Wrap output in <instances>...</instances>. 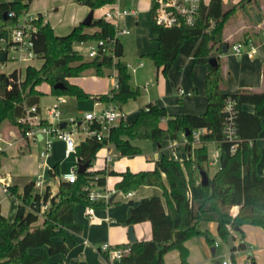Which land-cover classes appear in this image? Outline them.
<instances>
[{
    "label": "trees",
    "instance_id": "trees-1",
    "mask_svg": "<svg viewBox=\"0 0 264 264\" xmlns=\"http://www.w3.org/2000/svg\"><path fill=\"white\" fill-rule=\"evenodd\" d=\"M31 1H0V38L8 37L16 24V18L29 9ZM250 1L253 0H240L237 5H224L222 0H209L207 5H201L198 19L192 27L164 28L151 25L152 33L157 36L158 50L144 57L151 60L156 68H161L162 73L165 74L180 55L192 58L195 65L206 66L205 113L199 116L169 117L164 108L147 104L138 110L131 123L121 120L113 127L107 140L99 142L91 137L80 142L75 150L77 165L86 164L87 169L83 173L76 172L74 183L60 181L53 196L48 188L42 195L35 192L33 181L26 183L21 192H18L17 186H10L9 196L18 201L19 207H25V213L20 218L15 217L12 222L0 215V264H52L49 261L51 256L67 254V235L78 234L82 229L74 222L75 208L78 205L89 206L86 188L90 186L102 189L107 176L116 174L112 170H92L99 149L110 145L120 157H133L141 151L133 144L135 141H174L181 134L186 140V160L167 159L161 155L154 162L153 170L137 173L125 171L120 174L121 180L115 185V190L123 194L136 191L140 186L157 187L162 191L163 201L156 196L142 199L137 206L131 208L125 223L130 226L149 222L151 239L119 246L127 247L129 252L112 262L108 260L106 253H102V263L99 264H166L163 256L171 250L179 253L178 264H188L185 241L202 236L209 245L213 244L209 232L198 229L201 222L214 223L217 236L225 243L228 236L235 240L234 229H238V245L231 250L230 259L231 264H237L234 252L245 250L244 235L240 228L251 225L264 231V167L262 176L256 172L261 159L256 140L263 129L264 71L262 90L240 89L233 94H221L225 77L220 55L224 54V46L229 48L223 31L233 10ZM75 2L91 10H99L112 3V0ZM11 11L15 17L6 16L3 19V15ZM37 27L34 51L38 59L42 60L41 66H27L23 76L17 72L6 75L0 71V128L5 121H10L16 126L17 133L22 132L17 119L22 116L25 107L38 106L42 93L36 88L42 83L50 86V93L54 96L68 95L77 99L90 97L79 86L68 81L87 70H92L97 77H103L107 70L116 72L118 89H112L110 97L108 94L100 95L92 97L94 100L122 106L140 95L138 89L131 87V72L120 58L103 53L85 61L83 55L74 48L80 43L112 38L113 28L103 19L92 21L90 27L96 28L93 33H87V27L79 24L67 35H57L41 17L37 21ZM262 36L261 30L249 29L243 31L239 43L258 46L262 42ZM210 58L216 59V67L209 65ZM57 83H62L65 88L53 89ZM227 99L234 102L237 145L234 153L230 152L232 143L225 141L223 136V108ZM244 105L253 106V113L245 111ZM163 119L166 120L164 128L160 127ZM197 130H205V133L200 135L198 145L196 143L193 146V132ZM210 143H216L219 150L218 169L211 177L207 170V145ZM24 153L25 149L19 151V155ZM52 169V176L57 175L58 167L54 166ZM200 170L205 171L208 177L206 185L200 183ZM47 202L42 224L38 225V213ZM103 206L101 203L93 204L94 208ZM234 208L236 209L232 215ZM43 247L46 250H41L37 255L29 253V249Z\"/></svg>",
    "mask_w": 264,
    "mask_h": 264
},
{
    "label": "crops",
    "instance_id": "crops-1",
    "mask_svg": "<svg viewBox=\"0 0 264 264\" xmlns=\"http://www.w3.org/2000/svg\"><path fill=\"white\" fill-rule=\"evenodd\" d=\"M222 2L224 5H237L240 0H222ZM208 3L209 0H204L205 5H207ZM73 4L76 7L74 9V14L71 16L69 25H65V31L67 29V31L69 32L73 27L79 25L85 19L83 17L90 11L89 8L77 4L75 0L73 1ZM121 4L125 8H139L135 16H128L124 20V24L129 29L130 34L127 36H122L118 39V43H120L122 46L121 57L126 54L127 57L134 59L133 64L131 62H126V64L134 68L135 71L131 73L136 74L139 70L146 68L143 60H148V58L144 56L153 54L158 50L157 36L151 31L152 21L151 13L149 11L150 1L122 0ZM242 5H238V8H235V10H233V13L228 19V22L223 31L224 39L229 43L227 52L220 55L221 69L225 77V85L220 90V93L224 95L233 94L240 89H248L253 91H260L263 89L262 74L264 71V0H253L250 2L242 3ZM31 13L40 14L41 16H43L44 20L48 22L50 27L55 32V28L50 24L49 20L44 16L43 13L39 11ZM95 13L98 14L96 18H99V10H94L93 18H95ZM249 29L261 30L263 33L262 42L258 46H255V51L251 57L247 55V52L249 50L248 46H244L243 44L239 43V39L243 31ZM85 31L87 33H93L96 31V28L89 26ZM68 33L66 32V34L57 35H67ZM122 38H124V40H121ZM235 45H240L242 47L241 54L237 55L232 52V47ZM81 47H83V45ZM82 54L84 55V53ZM139 64L142 65L138 66ZM40 66H38L37 68H39ZM148 72L150 77L148 76L149 78L142 85L143 91L140 90V87L137 86L136 82L132 83V80L130 82L131 87L133 89H138L140 95L136 99H133L132 101L127 103V107L125 104L120 106L122 112L125 114V122L131 123L135 119L138 110L146 107V105L150 103L164 108L169 117L181 115L199 116L205 113L207 108V98L205 96L206 66L195 65L192 58L180 55L176 58L175 62L165 74L162 73L161 68H156L152 65H149ZM86 78L90 79V84L88 85L89 87L84 90L82 86V80ZM115 79L116 72L114 70L105 71V75L103 77H97L92 70H87L81 76L69 78L68 81L71 84L79 86L86 94L90 95V97H95L100 95H107L112 90L111 86L113 85ZM36 89L39 91L38 87ZM49 90H51L50 86ZM180 91H182V93H180ZM92 100L93 108L95 107V110L102 107V105L100 107H96L94 105L95 100L93 98ZM54 101L55 98L52 102H48L42 105L40 98L38 107L42 110L44 107L53 104ZM243 109L250 113H253L254 111V107L250 105H244ZM62 112L64 113L63 109ZM81 114L82 113H79L77 116H80ZM165 123V119L161 120L160 127L164 128ZM261 132L259 133L256 140V145L261 152L260 161H264V138L260 140ZM179 138L182 139L181 145L183 146V149L185 151L184 155L178 159H176V157L165 156L167 159H175L178 161H184L187 159L188 153L184 148L186 144L184 135L181 134ZM174 142L176 143L177 140H174ZM23 143H25V145L21 146V142H19L15 147L9 148V150L15 151L16 155L20 156L19 151L25 149L24 154H26L30 150V143ZM133 144L141 149L142 147L146 146L147 142L146 140L135 141L133 142ZM207 146L209 151L217 148L216 143H210V146L209 144ZM105 147L106 155L103 159V165L95 166L93 163L92 170H104L106 157H112V160L108 166V171L112 170L116 174L114 176H111V178H106L104 187L107 190H113L115 189V185L121 180V173H124L125 171H129L131 173L137 172L130 171L128 170V168L126 170H117L118 168L115 169L114 164L117 162L120 156L112 146L108 145ZM52 148L53 154L51 155L50 152L49 157L45 161L46 166L51 168L54 166L58 167V162L56 160V157H54V155H56V150L61 149L64 157V145L61 141L55 140L53 142ZM171 148H174V145H171ZM3 155L4 158L2 157L3 160H0V166L5 161L4 159H6V152H4ZM159 158L153 161V165L151 168L138 172L153 170L154 162L159 160ZM76 165L77 160L75 161L74 166ZM263 167L264 164L262 166L261 172H258L256 168V172L259 176H262L263 174ZM0 174L3 175L9 173L4 172L0 169ZM66 174H63L58 180V185L60 183L59 181H63V176ZM10 178L12 182V177L10 176ZM13 185L16 186L15 183H11V186ZM143 187H145L146 190V187L152 186ZM47 188L49 189V193L52 196L58 190V186L55 189H50L49 185L46 183L45 187L35 192H38L40 195H42ZM21 190L19 189L18 192H21ZM153 196L159 197L158 195L147 194L146 191H142L141 193H139L138 191H133L128 194L116 192L111 196L108 205H104L101 208H94L93 220H90L88 218L87 207H84L81 213L74 214V222L82 227L81 232L78 234L67 235L65 240V243L69 248L67 254L64 256H51L49 258L50 263H102V252L100 251L101 245L104 243H108L111 246L119 247L129 244L130 242L127 234V228L129 226L125 223L129 218L131 208L137 206L142 199ZM6 197L10 198L9 195L4 194L3 199H5ZM14 205L17 211L19 208V203L16 199L14 201ZM234 211L235 210H233V212ZM15 213H10L9 216H6L0 212V215L5 217L8 222H12L15 218ZM42 220L43 218H39L37 224L41 225ZM131 226L133 227V234L137 242L151 239V225L149 222H142ZM211 228L212 231L208 232L210 237L213 239L212 245H209L206 242L205 238L202 236H199L200 239L198 241L197 237H193L185 241L184 246L188 251L186 262L188 264H220L219 261L231 259V250L229 249L228 245H226V249H222L220 254L223 253V255L221 258H218V256L216 255V246L222 240L217 236L216 225L214 224V227ZM255 228H257L258 230L260 229L261 231H258L257 229H251L250 225H243L240 228L244 235L245 250L234 252V261L237 264H250L252 262L256 264H264V231L259 227ZM233 244L235 245V247L238 245L237 237H235V240H233ZM253 246H257L258 248H253ZM41 250H46V247H43L42 249H29V253L37 255L41 252ZM163 260L166 264H178L180 262V256L176 250H171L164 254Z\"/></svg>",
    "mask_w": 264,
    "mask_h": 264
},
{
    "label": "built area",
    "instance_id": "built-area-1",
    "mask_svg": "<svg viewBox=\"0 0 264 264\" xmlns=\"http://www.w3.org/2000/svg\"><path fill=\"white\" fill-rule=\"evenodd\" d=\"M0 1L10 2L14 0ZM121 1L122 0H112V3L99 9V18L103 19L113 28L114 34L112 38L95 41L94 44L89 45L84 55L87 60L94 59L99 55V51H101V54L109 53L113 58H116L115 54L118 39L130 34L129 29L124 24V20L128 16H135L139 8H125L122 6ZM149 1L152 24L164 28H179L182 26L192 27L198 19L201 5L204 4V0ZM7 16L9 18H14L15 14L11 11L8 12ZM40 17L46 22L40 14H32L29 10L22 12L21 15L16 18V24L10 30L8 37L0 38V71L7 63H12L15 67L10 73L17 72L18 75L22 76L21 69H25L32 61L38 58L34 51V39L38 30L37 21ZM82 45L83 44L80 43L74 47L78 53H81ZM247 46L249 48L247 55L251 57L255 51V46L252 43H249ZM232 52L237 55L241 54L242 47L240 45H235L232 47ZM141 65L142 64H139L138 66ZM127 68L130 72L135 71L130 65H127ZM112 89H118V82L116 79L113 82ZM180 93H182V91H180ZM110 95L111 94L108 93L109 97ZM62 104L63 100L61 98H55L53 104L44 107L42 110L37 105L25 107L22 116L17 119V123L21 126L22 132L20 134L12 133L10 139H5L0 133V153H4L7 149L15 147L19 142L30 144L39 143L41 145L39 158L42 161V168H47L50 174V171H53V169L46 166L45 161L50 155L55 140L63 143L64 157L68 158L71 155H75L76 146L86 138L92 137L99 142L107 140L111 129L125 118V114L122 112L119 105L115 103L104 104L95 100L94 105L96 107L102 105L101 108L82 113L80 116L68 120H63ZM223 112L225 115L223 121V136L225 141L232 143L230 152L234 153L237 145L235 144L234 102L231 99L226 100ZM62 122L65 123V127L60 129L59 125ZM203 133H205V130L193 132V145L199 143L200 135ZM111 160L112 157H106L104 165L105 170H108ZM207 164L212 167L216 166L218 169L219 150L217 148L209 151ZM76 170L77 165L64 175L62 180L68 183H74L76 180ZM44 179V175H40L37 181L33 183L34 189H42L45 187ZM10 181L11 178L9 174H0V190L5 195H9V187L11 186ZM86 189L87 200L89 202V206H87V215L90 220H93V204L102 203L108 205L111 196L117 191L115 189L107 190L105 187L97 189L90 186ZM47 207L48 202L41 207L38 213L40 218H44L43 211L46 210ZM235 209L236 208L233 210ZM233 214L234 212L232 211V215ZM100 251L106 253L108 260L112 262L126 255L129 249L127 247L111 246L108 243H104L101 245ZM220 264H231V261L223 260Z\"/></svg>",
    "mask_w": 264,
    "mask_h": 264
},
{
    "label": "rangeland",
    "instance_id": "rangeland-1",
    "mask_svg": "<svg viewBox=\"0 0 264 264\" xmlns=\"http://www.w3.org/2000/svg\"><path fill=\"white\" fill-rule=\"evenodd\" d=\"M74 0H32L29 5V12H36L39 11L44 14V16L49 20L50 24L55 28L56 34H66L69 31H65L66 26L69 25L71 16L74 14V9L76 8L73 4ZM88 14V13H87ZM87 14L83 17L85 18ZM98 14L95 13L94 20L98 19L96 18ZM44 19V18H43ZM66 25V26H65ZM64 28V29H61ZM64 30V31H62ZM121 40H124L122 38ZM94 44V42H87L83 43V47H81V53H84L85 50L89 45ZM76 46V45H75ZM83 55V59L85 61H88L85 56ZM121 60L123 62H131L134 63V59L127 57L126 54L121 57ZM144 64L146 65V68L139 70L136 74L131 73V80L132 83L136 82L137 86L140 87V90L143 91L142 85L147 81V79L150 77L148 72L149 65L154 66L151 60L144 59ZM41 64L40 59H35L30 63L33 67H38ZM15 65L12 63H7L6 66H4L1 71L3 73H10ZM155 67V66H154ZM24 68L21 69V75H23ZM149 76V77H148ZM83 81V89L85 90L88 85L90 84V79L86 78ZM112 87V86H111ZM39 91L42 93L41 95V104H46L48 102H52L54 98H61L63 100L62 109L64 111L62 119L68 120L70 118L76 117L79 113H85V112H91L95 110V107L93 108V100L92 97H88L86 99H77L73 96L68 95H60V96H54L50 93L49 86L46 83H42L39 85ZM133 99L128 100L127 103L132 101ZM127 107V105H126ZM0 133L5 139H10L12 136V133L17 134V128L15 125H13L10 121H5L0 128ZM264 138V120H263V130L260 134V140ZM181 138L177 139V142L170 140L161 141L160 143H157L156 141L146 140L147 144L145 147L141 148V151L139 154L133 156V157H127L122 156L119 157L117 162L114 164V168L117 170H128L138 172L141 170H147L152 167L153 161L159 158L161 155L164 156H171L176 157V159L181 158L185 151L183 149V146L181 145ZM174 142V144H173ZM25 145V143L21 142V146ZM171 145H174V148H171ZM196 145V143L194 144ZM198 145V143H197ZM160 146V147H158ZM210 146V144H209ZM53 147V145H52ZM210 148V147H209ZM41 150V145L39 143L37 144H30V150L24 155L17 156L16 152L13 150H6V159L0 166L1 170L4 172H8L10 176L12 177V182L15 183L17 186V189L21 190L22 187L28 182V181H37L38 177L40 175H44V183L49 185L50 189H55L58 186V180L61 178L63 174L68 173L73 166L75 165L76 157L74 155H71L69 158H64L62 154V150H56L54 157H56V160L58 162V174L55 176H52V174L48 172L47 168H42L41 165V159L39 158V152ZM53 154V148H51V155ZM106 155V147H102L97 151L95 159L93 161L95 166H102L103 165V159ZM4 155L3 153H0V160H3ZM1 163V162H0ZM264 164V161H260L259 165L257 167L258 172H261L262 166ZM208 175L211 177L217 170V167L207 166ZM111 178V176H107ZM60 182V181H59ZM58 189V188H57ZM35 191H39V188H35ZM139 193L142 191H146L147 194L150 195H158L161 200L162 198V191L157 187H145L140 186L136 189ZM4 193L0 190V212L3 215L9 216L10 213H15L16 207L14 205L15 198L14 197H6L3 199ZM84 208L83 205L76 206V212L75 213H81L82 209ZM214 227V224L212 223H206L201 222L198 225V229L201 232L205 231H212V228ZM251 229H257L255 226H251ZM258 230V229H257ZM258 231H261L260 229ZM233 236L238 237L237 232H234ZM197 237V241L200 239L199 236ZM255 237V236H253ZM227 244L223 241L219 242L217 244V256L218 258H221L223 253H221L222 249H226ZM260 246V245H258ZM253 248H258L257 246H253ZM217 260V259H215ZM220 260V259H218ZM220 263L222 261H219Z\"/></svg>",
    "mask_w": 264,
    "mask_h": 264
},
{
    "label": "water",
    "instance_id": "water-1",
    "mask_svg": "<svg viewBox=\"0 0 264 264\" xmlns=\"http://www.w3.org/2000/svg\"><path fill=\"white\" fill-rule=\"evenodd\" d=\"M93 12L94 10H91L89 11V13L87 14V16L85 17V19L80 23L82 26H85V27H89L91 24H92V21L94 20L93 18ZM6 14L3 15V19H6ZM227 52V47L224 46L223 47V53L225 54ZM101 54V51H99V55ZM122 55V46L120 43L117 44L116 46V54H115V57L116 58H120ZM209 65L212 66V67H216L217 66V61L215 58H210L209 60ZM65 87L62 83H57L53 86V89L55 90H63ZM65 127V123L62 122L60 125H59V128L60 129H63ZM187 134V131L186 133ZM87 169V165L86 164H78L77 165V170L76 172L77 173H83L85 170ZM200 174V183L201 185H206L207 184V175L205 173V171L203 170H200L199 172ZM25 213V207L21 206L18 208V210L16 211L15 213V217L17 218H20L24 215ZM238 229L235 228L234 231L236 232ZM127 234H128V239H129V242L130 243H133L136 241L135 239V236L133 234V227L130 225L128 228H127ZM226 244L228 245L229 249L232 250L235 245L233 244V239L231 236H228L227 237V241H226Z\"/></svg>",
    "mask_w": 264,
    "mask_h": 264
}]
</instances>
